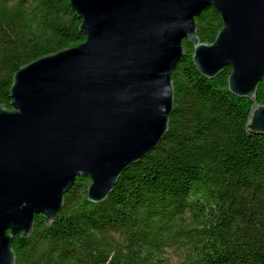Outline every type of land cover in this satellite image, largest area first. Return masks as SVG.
<instances>
[{
  "label": "water",
  "instance_id": "obj_1",
  "mask_svg": "<svg viewBox=\"0 0 264 264\" xmlns=\"http://www.w3.org/2000/svg\"><path fill=\"white\" fill-rule=\"evenodd\" d=\"M85 40L22 66L0 105V264H16L13 237L54 220L76 177L88 200L105 199L120 174L154 150L169 129L173 74L194 47L213 78L229 66V90L256 100L264 81V0H70ZM214 6L223 27L212 43L197 17ZM247 129L264 133V102Z\"/></svg>",
  "mask_w": 264,
  "mask_h": 264
},
{
  "label": "trees",
  "instance_id": "obj_2",
  "mask_svg": "<svg viewBox=\"0 0 264 264\" xmlns=\"http://www.w3.org/2000/svg\"><path fill=\"white\" fill-rule=\"evenodd\" d=\"M197 35L212 43L223 27L209 6ZM70 0H0V105L25 64L85 40ZM173 74L175 104L157 147L124 170L108 196L88 200L91 179L76 177L50 221L11 242L16 264H264V133L247 129L256 100L229 90L232 68L213 78L193 60V45Z\"/></svg>",
  "mask_w": 264,
  "mask_h": 264
},
{
  "label": "rangeland",
  "instance_id": "obj_3",
  "mask_svg": "<svg viewBox=\"0 0 264 264\" xmlns=\"http://www.w3.org/2000/svg\"><path fill=\"white\" fill-rule=\"evenodd\" d=\"M165 255L169 257L171 264H182L184 254H182V251L178 247L167 248Z\"/></svg>",
  "mask_w": 264,
  "mask_h": 264
},
{
  "label": "bare ground",
  "instance_id": "obj_4",
  "mask_svg": "<svg viewBox=\"0 0 264 264\" xmlns=\"http://www.w3.org/2000/svg\"><path fill=\"white\" fill-rule=\"evenodd\" d=\"M263 82V81H262ZM131 166V165H130Z\"/></svg>",
  "mask_w": 264,
  "mask_h": 264
},
{
  "label": "clouds",
  "instance_id": "obj_5",
  "mask_svg": "<svg viewBox=\"0 0 264 264\" xmlns=\"http://www.w3.org/2000/svg\"><path fill=\"white\" fill-rule=\"evenodd\" d=\"M26 65V64H25Z\"/></svg>",
  "mask_w": 264,
  "mask_h": 264
}]
</instances>
